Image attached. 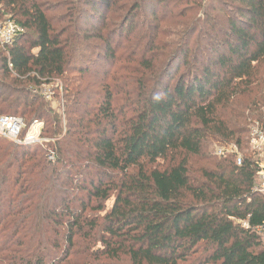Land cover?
<instances>
[{
	"label": "trees",
	"instance_id": "obj_1",
	"mask_svg": "<svg viewBox=\"0 0 264 264\" xmlns=\"http://www.w3.org/2000/svg\"><path fill=\"white\" fill-rule=\"evenodd\" d=\"M118 2L110 26L105 12ZM72 4L67 25L54 29L36 0H0V19L25 30L0 46V116L42 123V136L55 140L0 138L4 251L58 264L84 238L130 264H264V195L247 148L248 123L264 122V91L251 97L264 61V0ZM93 57L135 63L140 75L128 80L120 65L109 83L106 73L85 83ZM56 79L64 121L32 89ZM212 143L247 151L241 166L212 156ZM167 156L165 170L144 168Z\"/></svg>",
	"mask_w": 264,
	"mask_h": 264
},
{
	"label": "rangeland",
	"instance_id": "obj_2",
	"mask_svg": "<svg viewBox=\"0 0 264 264\" xmlns=\"http://www.w3.org/2000/svg\"><path fill=\"white\" fill-rule=\"evenodd\" d=\"M38 4H41L42 7L45 9L46 11V15L48 17V19L51 22L52 28L54 29H60L62 27H65L67 25L68 22V18L67 16L71 15V13H73V9H74V4H72L75 0H36ZM120 5V2H118L113 8L107 10L105 13L106 15V21L107 23L112 26L113 23L116 22L115 20V14H114V9L116 7H118ZM1 9V6H0ZM2 10H0L1 13ZM160 12V10H159ZM0 20H8V16H2V18ZM139 21V18L135 20V22ZM134 22V23H135ZM118 24V22L116 23V25ZM165 29L167 28L168 31V26L165 25H161V29ZM136 31H134L133 33H135ZM130 37L132 36V34L129 35ZM157 40H163V41H168V37H161L159 35H157ZM94 43V41H92ZM119 42L125 43L126 42V36L121 37V39H119ZM90 43V42H89ZM114 48H115V52L117 57L120 56L123 51L121 48H118L116 44H114ZM89 55V54H87ZM98 57L96 58H92V63L88 64V71L93 72V74L91 76H85V83H92L94 84L95 82H97V80L103 76V74H107V81L109 83V79L111 74L121 65V67L123 69H125V72H122L123 77L128 78V80H134V78L138 79L140 72L136 67L135 63L132 62H118V60H110L109 62H104L103 60H99ZM109 63L111 65H109ZM85 65L86 64H82ZM106 65V66H104ZM112 68V69H111ZM141 70V69H140ZM254 75H253V79H252V87L253 90L251 92V97H253L256 94H259V91H264V61H260L256 66L255 69L253 71ZM121 74V73H119ZM94 77V78H93ZM84 76H81L79 73H73L69 76V79L72 80H81V82L84 84V80H83ZM120 83L122 85V82L120 80ZM117 86L118 89H121L118 84L115 85ZM255 87V88H254ZM34 93H37V95H42L44 98V101L48 103V105L51 107V109L58 113L61 116V120L64 121V99L63 96L64 94H62V85L60 83L59 79H56L54 82H52L49 85H42L39 88H32ZM97 89V88H95ZM45 95H49V99L45 98ZM250 96V95H247ZM245 96V97H247ZM244 97V98H245ZM264 111V110H263ZM253 124V123H252ZM250 122L248 123V130L249 127L252 125ZM64 122L62 123V126L64 128ZM64 132V131H63ZM62 132V133H63ZM43 137V136H42ZM47 139L48 138H45ZM49 141H55V140H51L49 139ZM229 145V144H228ZM222 145L216 144V143H212L210 144V148H209V153L212 156H215V151L218 147H220ZM247 148H248V152L250 154H252V158L254 160H256L257 162H261L262 160H260V158H258L257 156H254V154L252 153L251 148L249 147V144L247 143ZM243 150H239L241 156L243 157V154H245L247 151H243ZM170 160L168 159V156L164 159H158L153 163H147L144 162V168L148 171L150 169H158L160 171L165 170L166 168H168V165L170 164ZM259 184V181L256 180V185ZM256 190V189H255ZM257 191V190H256ZM258 192V191H257ZM259 193V192H258ZM261 194V193H260ZM262 195V194H261ZM114 200V196H112L108 202L106 203L105 207V211H108L113 203ZM87 215L89 216H96V215H103V212L100 213H95V212H88ZM261 239L262 242L264 243V232L261 234ZM7 245L6 244H1L0 245V264H25L21 258L19 259L16 255H12V253H9V251H4V249H7ZM102 246L100 243H96L93 241H90L89 239H84V238H79L75 240V246L72 249L70 255L68 256V258H66L65 260L59 262L58 264H130L128 258L126 257H121L120 259H109L107 258L103 253H102ZM9 260V261H8ZM47 264H51L50 262H48Z\"/></svg>",
	"mask_w": 264,
	"mask_h": 264
},
{
	"label": "built area",
	"instance_id": "obj_3",
	"mask_svg": "<svg viewBox=\"0 0 264 264\" xmlns=\"http://www.w3.org/2000/svg\"><path fill=\"white\" fill-rule=\"evenodd\" d=\"M25 32L24 28L11 20H0V46L7 47ZM49 99V95H45ZM43 124L37 121L27 128L25 121L20 117L0 116V138L15 145H42L50 142L42 137ZM248 144L254 156L262 160L258 161L260 172L258 174L259 184L256 190L264 195V122H254L248 131ZM215 155L219 158L232 157L236 166H241L243 157L234 144L218 147ZM47 159L54 162L55 153L48 151Z\"/></svg>",
	"mask_w": 264,
	"mask_h": 264
}]
</instances>
